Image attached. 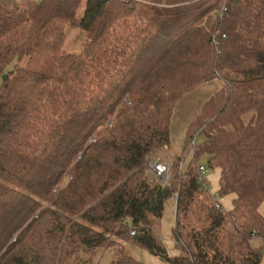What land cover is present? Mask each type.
Instances as JSON below:
<instances>
[{
	"label": "trees",
	"instance_id": "obj_1",
	"mask_svg": "<svg viewBox=\"0 0 264 264\" xmlns=\"http://www.w3.org/2000/svg\"><path fill=\"white\" fill-rule=\"evenodd\" d=\"M214 79L165 185L146 162L177 103ZM206 154L230 209L205 188ZM171 198L175 257L154 228ZM263 202L264 0H0V264L100 249L142 264L128 244L170 264H261Z\"/></svg>",
	"mask_w": 264,
	"mask_h": 264
},
{
	"label": "rangeland",
	"instance_id": "obj_2",
	"mask_svg": "<svg viewBox=\"0 0 264 264\" xmlns=\"http://www.w3.org/2000/svg\"><path fill=\"white\" fill-rule=\"evenodd\" d=\"M41 1V0H35ZM84 5L79 10L80 15L83 14ZM79 30L76 28H69L67 30V38L65 46L70 50L79 49V41L76 39ZM222 86V82L219 79H214L200 85L196 90L187 93L176 105L174 116L172 119V128H171V141L168 148L158 149L155 153L150 155V158L161 157V159L172 167L175 162V157L180 155L183 152L185 137L187 132L188 125L197 117L201 112L203 104L210 99V97ZM196 144L202 142L201 137L195 138ZM191 154L187 157L186 161L183 163V166H187L189 160L191 159ZM209 156L202 155L198 164L206 167V172L204 178L207 179V185L209 191L214 197L218 196L219 191V178H220V168H212L208 164ZM150 175L154 174L149 170ZM159 180V179H158ZM171 173L168 180L170 183ZM161 181V180H159ZM162 182V181H161ZM234 195H226L220 201L225 209L232 208V200ZM176 200L174 198L169 199L166 202L164 214L162 218L155 219V234L159 244L167 251L168 255L171 257L178 256L182 253L181 247L178 244L177 240L173 234V228L175 226V213H176ZM261 213L264 215V202L260 207ZM253 245L259 246L263 244V241L260 238H255L252 240ZM104 249L98 250L97 253L80 251L76 258L72 257L70 259V264H92L96 263L101 253ZM126 252L131 255L135 260L139 261L142 264H170L168 261L163 260L162 257L158 254L152 253L149 250L137 246L128 244L126 246ZM107 253H110L107 251ZM264 264V254L262 263Z\"/></svg>",
	"mask_w": 264,
	"mask_h": 264
},
{
	"label": "built area",
	"instance_id": "obj_3",
	"mask_svg": "<svg viewBox=\"0 0 264 264\" xmlns=\"http://www.w3.org/2000/svg\"><path fill=\"white\" fill-rule=\"evenodd\" d=\"M126 2H129L131 0H124ZM226 7L223 6L219 12L215 15L214 19L216 20V22L218 24L221 23V20L226 12ZM218 34L220 33V31L217 32ZM214 43H217V39L214 38ZM194 143V141H193ZM147 167H148V170H150L159 180L162 181L163 184L165 185H168V180H169V177H170V167L168 166L167 163H165L161 157H155V158H149L147 160ZM199 172H200V175L201 177H204V174L206 172V167H204L203 165H200L199 168H198ZM202 179V178H201ZM205 188H208V185L207 183H205ZM177 199V198H175ZM215 207L217 209H224L220 199H215ZM132 233H135L134 231Z\"/></svg>",
	"mask_w": 264,
	"mask_h": 264
},
{
	"label": "crops",
	"instance_id": "obj_4",
	"mask_svg": "<svg viewBox=\"0 0 264 264\" xmlns=\"http://www.w3.org/2000/svg\"><path fill=\"white\" fill-rule=\"evenodd\" d=\"M98 261L100 264H108L111 261V254L107 253V251H103Z\"/></svg>",
	"mask_w": 264,
	"mask_h": 264
},
{
	"label": "water",
	"instance_id": "obj_5",
	"mask_svg": "<svg viewBox=\"0 0 264 264\" xmlns=\"http://www.w3.org/2000/svg\"><path fill=\"white\" fill-rule=\"evenodd\" d=\"M7 77H8V75H7V74H5V75H4V79H7Z\"/></svg>",
	"mask_w": 264,
	"mask_h": 264
}]
</instances>
